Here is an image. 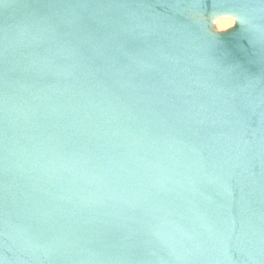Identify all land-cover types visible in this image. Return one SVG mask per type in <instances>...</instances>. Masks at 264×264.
Listing matches in <instances>:
<instances>
[{"label": "water", "instance_id": "95a60500", "mask_svg": "<svg viewBox=\"0 0 264 264\" xmlns=\"http://www.w3.org/2000/svg\"><path fill=\"white\" fill-rule=\"evenodd\" d=\"M0 264H264V0H0Z\"/></svg>", "mask_w": 264, "mask_h": 264}, {"label": "rangeland", "instance_id": "374dc122", "mask_svg": "<svg viewBox=\"0 0 264 264\" xmlns=\"http://www.w3.org/2000/svg\"><path fill=\"white\" fill-rule=\"evenodd\" d=\"M214 24L216 29L220 30L228 27L231 24V22L227 18H219L215 20Z\"/></svg>", "mask_w": 264, "mask_h": 264}]
</instances>
